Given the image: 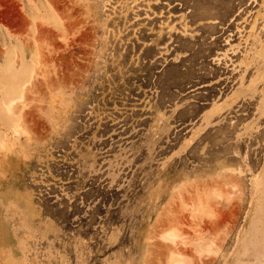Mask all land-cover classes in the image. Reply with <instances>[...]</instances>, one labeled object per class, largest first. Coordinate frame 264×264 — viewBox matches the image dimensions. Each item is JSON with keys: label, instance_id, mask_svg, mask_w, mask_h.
I'll return each mask as SVG.
<instances>
[{"label": "rangeland", "instance_id": "rangeland-1", "mask_svg": "<svg viewBox=\"0 0 264 264\" xmlns=\"http://www.w3.org/2000/svg\"><path fill=\"white\" fill-rule=\"evenodd\" d=\"M178 257L264 264V0H0V264Z\"/></svg>", "mask_w": 264, "mask_h": 264}, {"label": "bare ground", "instance_id": "bare-ground-1", "mask_svg": "<svg viewBox=\"0 0 264 264\" xmlns=\"http://www.w3.org/2000/svg\"><path fill=\"white\" fill-rule=\"evenodd\" d=\"M254 22V21H253ZM251 29V28H250ZM256 77V76H255ZM30 78V77H29ZM260 82V81H259ZM252 88V87H251ZM12 103H14V101H12ZM234 185V184H233ZM177 234L175 232H168L167 233V236H166V239L167 240H170L172 243H174L176 241V238H177ZM176 243V242H175ZM174 252V250H173ZM175 264H187L186 261L182 258H176L175 259Z\"/></svg>", "mask_w": 264, "mask_h": 264}]
</instances>
